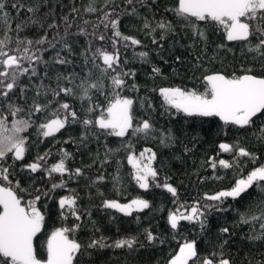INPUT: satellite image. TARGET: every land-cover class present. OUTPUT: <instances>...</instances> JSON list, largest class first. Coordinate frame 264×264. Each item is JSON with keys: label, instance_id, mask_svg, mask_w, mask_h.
I'll return each instance as SVG.
<instances>
[{"label": "trees", "instance_id": "trees-1", "mask_svg": "<svg viewBox=\"0 0 264 264\" xmlns=\"http://www.w3.org/2000/svg\"><path fill=\"white\" fill-rule=\"evenodd\" d=\"M5 2L7 5L5 11L11 14L10 24L13 29L9 35L15 39L16 24L33 16L26 11V7L34 6L38 0H5ZM13 3L25 5L19 15L16 9L11 7ZM88 3L89 0H46L40 3L39 10L34 15L40 23H29L19 36L35 41L46 35V42L42 45H34V49H47L43 52V60L47 61V64L33 62L37 74L31 76L29 72L21 76L19 86L10 93L9 100L24 109L19 117L10 115L7 101L0 98V117L6 119L9 129L13 120L28 118V111L34 101L42 105L51 102L47 112L32 114V125L23 133L28 137L29 150L23 162L15 163L14 175L10 177L13 183L19 180L20 187L26 190L18 193L24 201L31 200L36 195L41 196L37 207L46 213V227L39 236V243L43 244L46 234L54 227L61 226L58 215L59 198L72 194L74 190L82 214L79 222L82 227L75 232V239L85 245L91 239L100 236L107 238L109 244L128 237H136L138 241L133 249L126 247L89 249L88 254L78 256L80 264H168L186 239L197 241V250L201 258L214 251L219 252L220 244L227 240L223 252L232 264H264V241L249 239L250 236L261 231V221L257 220L250 225L237 224L238 213L249 208L250 214L259 216L261 195L255 188L250 189L248 194L242 195L237 200L227 198L223 203L216 202L224 210H212L207 213V227L203 232L198 224L188 221H181L176 230L171 229L167 222L170 210H175L181 204L191 206L196 201L201 205L212 204L213 202L204 199L205 194L212 195L228 189L253 168L264 165V143L258 141L252 134L259 127L260 121H256V127L245 130L233 125L225 126L218 117L186 118L183 113H176L175 109L166 111V106H162L163 101L158 92L160 87L174 86L196 87L202 91L204 75L212 72H223L227 75L235 72L239 75L247 68H252L255 74H259L261 71L259 63L252 61L250 54L242 52L243 42L227 41L221 29L202 24L207 40L194 37L190 30L181 27L171 11L166 10L174 7L176 0H155V3L153 0H146L144 5L138 0H133L132 5H129L127 0H107V3L105 0H96L95 7L98 11L95 13L84 11ZM73 7L78 8L79 12L73 13ZM133 7L137 10L135 15L131 14ZM105 11L112 13V19L119 15L120 31L126 36L140 40L141 43L132 45L130 41L126 43L113 37L112 29L110 27L105 29L103 24L99 23ZM65 16L68 17V23L71 25L67 28V32L63 19ZM145 18L153 26L161 19L172 21L176 32L167 34L165 39L161 40L162 33L159 29L155 33L144 29ZM85 21L88 23L85 24ZM53 23L57 27L49 28L48 25ZM94 25L99 26L94 28ZM81 29H84L83 33ZM3 30L0 26V38L3 36ZM100 35L105 36L103 41L98 39ZM154 37L157 40L155 44ZM113 39L117 40L115 47ZM253 42H255L254 38ZM50 44H55V48L50 47ZM65 44L69 47L66 48ZM221 44L225 47H219ZM15 46V43L10 45L11 48ZM98 48L108 52L118 50L120 65L116 71L135 73L134 76L125 77L127 87L121 91V95L134 100V122L150 119L158 131L150 136L140 134L122 138L106 135L97 127L90 126L86 129L82 122H76L67 124L54 137L43 138L38 134L37 125L44 122L47 114L58 107L57 102L69 103L82 121L85 118L94 120L98 117L101 108L96 105L106 107L108 100L112 98L111 76L115 73L109 71L107 75L102 74L101 69L104 65L98 54L93 62V54ZM140 52H147L148 56L142 59L139 56ZM57 53L59 59L68 62L57 63ZM177 57L180 59L177 60ZM27 66L25 62V67ZM154 66L161 69L160 75L153 74ZM85 77L92 82L99 79L101 84L99 90H92L91 102L82 101L78 95L65 96L63 93L54 98L49 91V89L59 90L58 84L76 89ZM133 84L138 86V90L132 88ZM20 88L25 89L23 93ZM89 107L95 108V112H86ZM167 130H171L174 138L170 146L160 143L161 134ZM237 141L240 146L254 153L256 158L253 160L250 157H235L234 153H223L219 150V143L232 144ZM129 142L136 155L144 148H150L156 153L153 166L159 173L158 183L162 184L167 177L168 182L177 188V197H173L162 187L153 186L147 191L139 188L132 177V166L127 162L129 152L123 147ZM62 150L71 154L67 161L69 169L80 168L83 172L82 176L72 179L65 174L64 188L51 190L53 183L60 182L61 177L58 174L49 179L42 170L36 173H30L26 169L21 170L24 164L33 162L38 155L45 153H50L47 164L51 165L60 159ZM210 158L216 160L215 169L210 166ZM220 159L228 160L233 166L221 167ZM9 164H12L11 159L6 161L5 166ZM101 175L104 180L93 183ZM117 175L120 177L119 182L113 179ZM138 197L149 200L151 208L125 216L115 210L102 207L106 199L125 203ZM174 200L177 203L174 204ZM88 213L91 215L89 216ZM74 222V218L69 217L64 223L71 225ZM223 227H229L230 232L221 234L219 230ZM146 229L157 237L154 243L146 241ZM38 251L41 256L46 257L42 246Z\"/></svg>", "mask_w": 264, "mask_h": 264}, {"label": "snow or ice", "instance_id": "snow-or-ice-1", "mask_svg": "<svg viewBox=\"0 0 264 264\" xmlns=\"http://www.w3.org/2000/svg\"><path fill=\"white\" fill-rule=\"evenodd\" d=\"M46 0H38L32 6L26 7L28 13H32L26 21H21L16 24L15 39L10 32L13 31L10 18L11 14L5 11L7 5L5 0H0V26L3 27V36L0 38V98L7 101L9 114L19 117L24 111L23 108L16 106L9 100L10 93L19 86V79L31 72V76L37 74L35 64L44 63L43 52L47 49L35 48L34 45H42L46 42L47 36L32 40L21 38L19 33L29 24H39L40 20L34 18L35 13L39 10L40 3ZM107 3V0H105ZM141 5L146 3V0H138ZM129 5L133 4V0H127ZM155 3V0H153ZM96 0H89L84 11L87 13H95L98 9L95 7ZM16 9L17 15L21 9L25 8L23 3H13L11 5ZM167 11H171L177 18L181 27L190 30L194 37L200 40H207L205 28L201 25L212 26L215 29H221L227 41L243 42L244 47L242 52L250 54L252 61L259 63L260 73L255 74L252 68L243 70L242 74L237 75L233 72L227 75L223 72H212L204 75L203 90L199 88H187L181 86L160 87L158 89L159 96L162 98L163 105L166 106V111L175 109L176 113H183L187 117H218L225 126L233 125L239 129H250L256 127V121H260L259 127L252 134L256 139L264 143V0H176L175 6ZM73 13L79 12L76 7L72 8ZM50 14V13H49ZM131 14H137L135 7L132 8ZM112 13L105 11L99 23L103 24L105 29L109 27L113 31V37L120 40L131 42L132 45H139L140 40L126 36L120 31L119 15L115 19L111 18ZM65 32L71 27L68 23V17L65 16ZM85 24L88 21L84 22ZM43 26V25H41ZM99 25H94L96 28ZM49 28H56L57 25L49 24ZM143 27L152 33L159 29L162 33L160 39H165L167 34L175 33L176 27L172 21L161 19L152 23L145 18ZM81 33L84 29L80 30ZM95 35V32L93 33ZM253 38L255 42H253ZM99 40L105 39L104 35L98 37ZM115 47L117 40L113 39ZM15 43V48L10 45ZM153 43H157L155 37ZM66 48L69 46L64 45ZM50 47L55 48V44H50ZM219 47H225L221 44ZM70 50V48H69ZM231 50V49H229ZM97 54L102 59L104 67L101 69L102 74L107 75L109 71L115 73L111 76L112 98L108 100L107 106L96 105L101 111L98 117L93 119L85 118L82 121L78 116L77 111L73 110L72 106L67 103H58V107L47 114L44 122L37 125V131L43 138L54 137L56 133L64 129L69 123L82 122L85 128L97 127L106 135H114L116 137H126L128 135L150 136L155 129L154 124L150 119H144L134 122L133 105L134 100L127 96H122L121 91L127 87L125 77L134 76V72L116 71L120 65V57L118 50L108 52L104 49H96L93 54V62ZM139 56L143 59L148 56L147 52H140ZM177 60L180 58L177 57ZM199 59V57H197ZM25 62L28 66L25 67ZM56 62L60 64L67 63L64 59H59L57 53ZM154 75H160L161 69L153 67ZM47 75V73H45ZM60 77H57L59 81ZM70 79V78H65ZM101 87L99 79L95 82L90 81L87 77L81 80V83L72 87L59 86V90L49 89L53 97H59L61 93L65 96L78 95L82 101L91 102L92 90H99ZM132 88L138 90V86L133 84ZM24 88H20L21 93ZM153 91H157L153 89ZM39 94V92L37 93ZM47 94V93H45ZM51 102H49L50 104ZM49 104H40L33 102L28 111V118H18L11 122V128L7 127L5 118L0 117V264H80L79 255L88 254L89 249H104L108 247L122 249H133L138 243L136 237L121 238L113 241L111 244L107 242V238L100 236L96 239H91L86 245L74 238V234L82 225L79 223L82 219V214L78 208V197L74 190L72 194L61 196L58 201V215L61 221V226L54 227L46 234V239L41 245L39 236L44 232L46 227V213L42 212L37 207V202L41 200L40 195H36L33 199L24 201L23 197L18 193L26 191L20 187V181L10 179L14 175V165L17 161L23 162L26 153L29 150V141L23 133L32 125L31 116L33 113L47 112ZM143 104V101H142ZM149 107L151 105L149 104ZM88 113H94L95 108L89 107L86 109ZM171 130H167L160 136V143L164 146H170L173 141ZM129 152L127 162L132 166V177L138 184L140 189L145 191L150 187H162L173 197H177V188L168 182V178H164L162 184L158 183L159 173L153 166V161L156 159V153L150 148H145L142 152L136 155L132 151V144L129 142L123 145ZM219 150L223 153H234L235 157H250L253 160L256 158L254 153L249 152L245 147L240 146L239 141L235 143L221 142L218 145ZM188 151V149H185ZM109 151H112L109 149ZM50 153L38 155L36 159L24 164L23 170H28L30 173L44 171L49 179H52L55 174H58L61 179L59 183H53L51 190L66 187V181L63 179L67 174L69 179L80 177L83 175L82 169H69L67 161L70 158V153L62 150L60 159L47 164V158ZM8 159L12 160V164L5 166ZM219 165L223 168L232 167V163L228 160L220 159ZM210 166L215 169L217 163L215 158H210ZM119 182L120 177L117 175L113 178ZM104 177L98 176L93 183L101 182ZM257 189L261 195V207L259 216L250 214L251 209L238 213V225L254 224L260 220L261 231L249 237L252 240L264 241V165L253 168L245 177H241L235 181V184L225 190L216 192L215 194H205L206 201L213 202L212 204L201 205L196 201L191 206L181 204L175 210H170L167 216V222L171 229L176 230L181 221H188L200 226L201 232L207 227V213L212 210L223 211L216 202L223 203L227 198L237 200L242 195L248 194L250 189ZM39 191V190H38ZM47 195L48 193H43ZM173 203H177L176 200ZM104 209H112L125 216H131L134 212H142L145 209H150V201L144 198H135L127 203H121L115 199H106L102 203ZM183 209V210H181ZM90 216L91 214L88 213ZM69 217L74 218V223L71 225L64 223L69 220ZM221 234H228L229 227H223L220 230ZM145 239L149 243H154L157 237L150 230H145ZM163 242V241H161ZM228 243L224 240L220 244L219 252H212L207 256L200 257L197 250L196 240H185L179 247V251L171 257L168 264H232V261L225 257L223 247ZM43 247L46 257L41 256L38 251L39 247Z\"/></svg>", "mask_w": 264, "mask_h": 264}, {"label": "rangeland", "instance_id": "rangeland-1", "mask_svg": "<svg viewBox=\"0 0 264 264\" xmlns=\"http://www.w3.org/2000/svg\"><path fill=\"white\" fill-rule=\"evenodd\" d=\"M144 149H145V148H144ZM144 149H143V150H144ZM143 150H141L140 152H142ZM140 152H139V153H140ZM139 153H138V154H139ZM138 154H137V155H138ZM131 200H132V199H131ZM128 202H129V201H128ZM125 203H127V202H125Z\"/></svg>", "mask_w": 264, "mask_h": 264}]
</instances>
